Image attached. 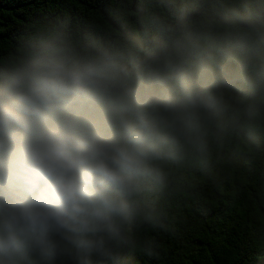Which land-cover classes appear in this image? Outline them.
Listing matches in <instances>:
<instances>
[{"label":"clouds","instance_id":"1","mask_svg":"<svg viewBox=\"0 0 264 264\" xmlns=\"http://www.w3.org/2000/svg\"><path fill=\"white\" fill-rule=\"evenodd\" d=\"M153 23L138 43L85 39L60 19L6 37L0 264L156 259L154 197L173 166H207L235 121L264 119V0Z\"/></svg>","mask_w":264,"mask_h":264},{"label":"trees","instance_id":"2","mask_svg":"<svg viewBox=\"0 0 264 264\" xmlns=\"http://www.w3.org/2000/svg\"><path fill=\"white\" fill-rule=\"evenodd\" d=\"M262 0H256L261 3ZM222 0H0V54L25 21L60 19L82 38L142 41L153 21L171 25L207 14ZM164 230L159 254L138 264H264V119L235 121L215 143L207 166H173L170 188L154 197ZM150 232L153 230L149 229Z\"/></svg>","mask_w":264,"mask_h":264}]
</instances>
